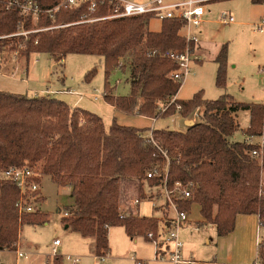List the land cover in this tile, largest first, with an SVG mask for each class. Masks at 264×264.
<instances>
[{"label":"trees","instance_id":"obj_1","mask_svg":"<svg viewBox=\"0 0 264 264\" xmlns=\"http://www.w3.org/2000/svg\"><path fill=\"white\" fill-rule=\"evenodd\" d=\"M34 1L44 12L61 2ZM252 1L264 4V0ZM88 8L86 3L62 7L42 14L36 22L29 17L26 29L41 31L27 38L0 39V57L6 51L17 52L29 65L34 54H47L56 64L70 54L98 56L104 61L107 77L104 98L115 110L151 120L180 114L185 120L202 109V117L184 132L123 126L117 118L107 129L100 116L50 95L0 91V252L17 250L22 227L45 224L48 218L36 209L20 213V202L35 208L34 204L45 199L40 190L22 195L17 184L3 175L13 167L34 171L37 177L32 180L39 184L41 175H49L58 186L71 189L73 204L66 208L69 216L63 221L83 237L95 240L98 259L111 252L109 231L113 227H124L130 238L160 231V221L140 217L133 204L132 213L129 208L122 211L128 183L135 184L139 205L149 198L145 183L150 187L166 184L168 189L177 183L192 184L191 199L176 200L178 208L187 212L199 205L203 222L214 225L221 238L235 231L240 215H256L264 227V179L259 162L250 155L257 147L231 141L240 128V111L250 112L246 137L263 134L264 105L237 103L230 95L207 100L203 92L189 100L177 99L182 84L171 78L177 65L164 54L196 49L180 34L183 21L163 20L157 32L149 29L154 19L150 14L81 23L114 12L108 3L90 14ZM21 19L18 8L0 9V36L15 33ZM215 62L217 85L223 87L227 45L220 48ZM115 68L130 70L128 97H117L109 88L108 77ZM96 73L92 69L86 80ZM52 264H62V259L56 257ZM258 264H264L262 243Z\"/></svg>","mask_w":264,"mask_h":264},{"label":"rangeland","instance_id":"obj_2","mask_svg":"<svg viewBox=\"0 0 264 264\" xmlns=\"http://www.w3.org/2000/svg\"><path fill=\"white\" fill-rule=\"evenodd\" d=\"M206 10L208 13L202 33L195 31L204 44V50L202 53L197 47L194 50V57H198V60L192 65V72L180 89L179 100H189L203 92L207 100L230 95L237 103L264 105V73L261 71L264 68V33L257 29L264 21V4H254L252 0H211ZM223 11L233 13L236 22L222 24L220 14ZM161 26L162 21L154 18L149 29L157 32ZM223 45L228 47V63L226 84L219 87L215 60ZM94 68L96 75L87 81L86 75ZM106 81L104 61L98 56L70 54L61 64H56L47 54H34L29 65L17 52L6 51L0 57V91L28 96L50 95L70 107L100 116L107 129L117 118L123 126L180 132L187 130L188 125L180 114L161 118L154 123L150 119L115 110L104 98ZM108 82L115 96L128 97L131 94L128 68L113 69ZM195 113L197 116L193 115L199 122L203 111L201 109ZM191 118L192 115L186 121L190 123ZM237 121L240 128L231 141L241 143L246 139L245 131L250 126V112L240 111ZM144 188L149 198L141 200L139 216L160 221L159 233H153L163 250L166 244L161 235L171 227V219L176 213L166 204L162 186L150 187L145 183ZM40 195L45 202L34 204V209L48 216L47 223L24 225L18 249L0 252V264H52L56 257L62 259V264H75L74 260H79V264H174L168 257L165 260L156 257L157 247L148 235L137 236L133 240L122 226L110 229L111 252L104 261L97 259L95 240L66 228L67 224L63 221L66 208L72 204L68 188L58 186L49 175H41ZM137 199L135 184L125 185L122 211L132 209L131 205ZM189 208L186 210L187 213L190 211L188 222L180 231L184 260H191L192 264H258V246L261 243L264 245V227L255 217L240 216L234 233L220 238L214 225L203 222L199 205ZM56 240L61 245L57 256H53V243ZM19 251L28 257L20 258Z\"/></svg>","mask_w":264,"mask_h":264},{"label":"built area","instance_id":"obj_3","mask_svg":"<svg viewBox=\"0 0 264 264\" xmlns=\"http://www.w3.org/2000/svg\"><path fill=\"white\" fill-rule=\"evenodd\" d=\"M169 0H148L146 2H136L134 0H61L60 5L53 10L44 12L35 3L34 0H0V9L4 8H18L20 9V15L22 19L18 22L17 31L10 35L0 36V39H11L14 37L27 38L30 34L34 32H39L41 30H27L25 26L26 20L30 17L34 22L38 21L40 16L45 13H53L54 11L60 10V8H77L82 4H88V12L93 13L96 11L98 5H104L106 3L114 7V12L108 17L85 20L81 23L94 22L96 20L104 19H119V18H134L142 15H153L154 18L163 20H181L184 25L181 29V36L186 40L187 43L195 44L196 47L199 44V35L195 31L202 33V29L205 25V17L207 15L206 5L211 0H177L176 2H168ZM220 22L224 25H231L236 22L235 16L231 12L223 11L220 14ZM258 31L264 33V21L258 25ZM164 57L169 61L177 65V69L171 74V78L175 81L183 83L186 81L187 77L192 72V65L198 57H194L193 52L186 50L185 53L177 52H166ZM264 73V68L261 70ZM260 137L262 139L261 144H254L253 139ZM247 144L251 146H256L257 148L252 149L250 155L259 162L262 177L264 179V127L263 134L261 136L247 137ZM4 177L12 180L17 184L22 195H26L27 192L35 193L40 190V184L32 180L36 178L37 174L28 168H10L4 174ZM148 178H153V175L148 174ZM165 190L164 197L166 199V204L170 205L171 209L175 211L176 216L171 219V227L162 235L165 245V249L161 250L159 244L154 239L155 235L153 232H149L148 238L153 239V243L156 245V257L165 260L167 257L169 261L174 264H192L191 260L183 259V248L184 243L180 238L181 228L187 224L189 214L185 211H181L178 208L176 200H189L192 196V184H182L177 183L172 189H168L167 185L162 186ZM134 209L139 207V201L135 200L133 203ZM20 213H33L35 211L32 205H25L20 202L19 204ZM129 213L133 210L129 209ZM64 216H69L68 212L64 213ZM199 229V227H198ZM61 245L59 240L53 243V256H57L58 247ZM20 258H27L26 253L18 252ZM104 261L105 258H99ZM75 264H79V260H74ZM142 264V263H138Z\"/></svg>","mask_w":264,"mask_h":264},{"label":"crops","instance_id":"obj_4","mask_svg":"<svg viewBox=\"0 0 264 264\" xmlns=\"http://www.w3.org/2000/svg\"><path fill=\"white\" fill-rule=\"evenodd\" d=\"M146 1H148V0H145V2ZM200 39V38H199ZM199 46H197V48L199 49V52L200 53H202L203 52V50H204V44H202V41L200 40L199 41V44H198ZM177 99H179V94H178V96H177ZM200 112V111H199ZM196 114V113H195ZM194 114V115H195ZM192 115L193 116V118H191V120L192 121H189L190 122V124H193L194 125V123L196 124V123H198L197 122V120H196V118H195V116H197V115ZM151 120V119H150ZM187 119H185V124L187 125V124H189L187 121H186ZM152 121H154V123L157 121V120H152ZM187 127H190V126H187ZM152 129H154V127H152ZM245 141H247V137H246V139L244 140V142ZM253 143L254 144H256V145H258V144H261L262 143V139L260 138V137H256V138H254L253 139ZM68 190L70 191V193H71V189L70 188H68ZM72 199V198H71ZM72 204H73V199H72ZM71 204V205H72ZM70 205V206H71ZM139 212V215H140V211H138ZM240 216H244V215H240ZM240 216H238L237 217V219H236V222H237V220H238V218L240 217ZM250 216H253V217H255L256 218V220H258V222H259V217L258 216H256V215H250ZM141 217V216H140ZM66 228H69L68 226H66ZM234 233V232H233ZM231 235V234H230ZM162 236V235H161ZM134 238H136V237H134ZM134 238H131V239H133L134 240ZM221 238V237H220ZM147 240V239H146ZM149 241V240H148ZM106 258V257H105ZM98 259V258H97Z\"/></svg>","mask_w":264,"mask_h":264},{"label":"water","instance_id":"obj_5","mask_svg":"<svg viewBox=\"0 0 264 264\" xmlns=\"http://www.w3.org/2000/svg\"><path fill=\"white\" fill-rule=\"evenodd\" d=\"M187 125H188V126H192L193 124H190V123H189V124H187Z\"/></svg>","mask_w":264,"mask_h":264}]
</instances>
